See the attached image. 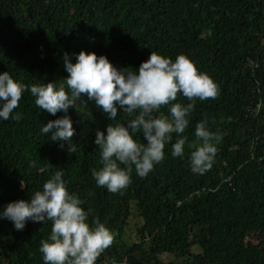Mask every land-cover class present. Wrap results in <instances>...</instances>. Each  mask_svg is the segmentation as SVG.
Listing matches in <instances>:
<instances>
[{
  "label": "trees",
  "instance_id": "trees-1",
  "mask_svg": "<svg viewBox=\"0 0 264 264\" xmlns=\"http://www.w3.org/2000/svg\"><path fill=\"white\" fill-rule=\"evenodd\" d=\"M82 50L129 70L152 51L173 60L183 53L209 74L218 95L196 101L184 135L193 141L207 118L218 137L212 168L194 174L191 150L173 158L169 144L146 178L133 172L122 193H110L92 177L96 132L127 114L112 122L94 101L78 102L69 110L77 144L69 154L41 132L64 113L40 110L26 91L14 110L22 120H0V209L63 170L89 221L99 217L114 233L96 264H264V0H0V73L29 86L58 83L68 75L65 52L75 63ZM134 213L142 221L130 243ZM51 227L29 221L17 231L0 219V264H43L40 241Z\"/></svg>",
  "mask_w": 264,
  "mask_h": 264
},
{
  "label": "clouds",
  "instance_id": "clouds-1",
  "mask_svg": "<svg viewBox=\"0 0 264 264\" xmlns=\"http://www.w3.org/2000/svg\"><path fill=\"white\" fill-rule=\"evenodd\" d=\"M64 69L68 75L61 82L30 86L8 71L0 73V120L20 122L22 113L14 110L23 93L30 91L40 110L53 116L64 113L44 124L41 132L75 154L76 129L69 110L77 109L78 102L94 101L112 122L119 114H127L124 122L110 123L106 132H96L100 167L92 170V177L110 193H122L132 182L133 172L146 178L165 160L169 144L173 158H183L186 146L191 150L194 174L203 175L212 168L218 137L207 118L196 124L193 141L184 133L196 101L215 99L218 85L188 55L182 53L173 60L152 51L138 70H129L115 66L106 55L82 50L75 63L65 52ZM178 95L189 102H178ZM165 107L167 114L162 111ZM64 175L63 170L55 171L28 200L7 203L0 209V219L12 222L17 231H23L29 221L51 222L50 234L40 241L43 264H96L100 253L113 243L114 233L99 217L89 221L91 209L85 210L84 201L69 191Z\"/></svg>",
  "mask_w": 264,
  "mask_h": 264
},
{
  "label": "rangeland",
  "instance_id": "rangeland-1",
  "mask_svg": "<svg viewBox=\"0 0 264 264\" xmlns=\"http://www.w3.org/2000/svg\"><path fill=\"white\" fill-rule=\"evenodd\" d=\"M141 221H142L141 218L135 213L131 216L129 220V225L124 235V238L126 239V241L131 243L136 238L135 237L136 229L141 224Z\"/></svg>",
  "mask_w": 264,
  "mask_h": 264
}]
</instances>
